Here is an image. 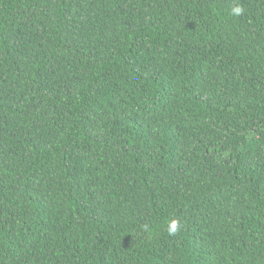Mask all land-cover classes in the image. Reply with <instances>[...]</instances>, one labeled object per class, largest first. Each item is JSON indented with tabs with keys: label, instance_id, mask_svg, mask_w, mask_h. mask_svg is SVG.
I'll return each mask as SVG.
<instances>
[{
	"label": "trees",
	"instance_id": "obj_1",
	"mask_svg": "<svg viewBox=\"0 0 264 264\" xmlns=\"http://www.w3.org/2000/svg\"><path fill=\"white\" fill-rule=\"evenodd\" d=\"M0 264H264V0H0Z\"/></svg>",
	"mask_w": 264,
	"mask_h": 264
},
{
	"label": "clouds",
	"instance_id": "obj_2",
	"mask_svg": "<svg viewBox=\"0 0 264 264\" xmlns=\"http://www.w3.org/2000/svg\"><path fill=\"white\" fill-rule=\"evenodd\" d=\"M234 14H238L240 12L239 8L233 10ZM170 231H175V222H172L170 225Z\"/></svg>",
	"mask_w": 264,
	"mask_h": 264
}]
</instances>
